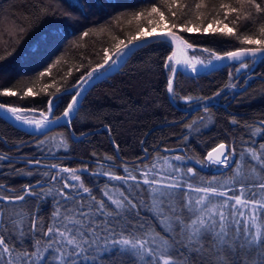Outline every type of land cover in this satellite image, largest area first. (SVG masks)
Masks as SVG:
<instances>
[{
  "label": "trees",
  "instance_id": "1",
  "mask_svg": "<svg viewBox=\"0 0 264 264\" xmlns=\"http://www.w3.org/2000/svg\"><path fill=\"white\" fill-rule=\"evenodd\" d=\"M221 3L241 7L238 0H177L172 4V10L177 11L178 19L173 20L167 19L169 13L164 0H0V57H4L0 59V92L7 88L16 93L0 96V102L12 107L34 108L38 110L35 115H39L41 110L47 112V99L59 87L63 98L56 100L51 112L52 117H56L78 89L71 86L87 71L103 63L105 49L115 58L116 43L121 40L126 43L139 28L152 31L155 23L149 25L148 19L158 17H148L146 10L153 4L165 11V23L169 28L173 23L179 26L188 20L191 21L188 27L203 29L216 16ZM197 4H201L199 9ZM137 12L144 15L135 18ZM216 18L235 27L238 35L253 34L260 22L257 18L256 23L241 20L233 25L229 23L235 18L233 14H229L228 19L223 15ZM160 30L166 29H156ZM172 31L197 46L184 50L185 54L205 62L211 56L202 51L204 48L220 54L251 46L240 43L236 36L187 33L179 27ZM84 32L89 35L83 36ZM170 55L172 48L166 40L151 41L138 48L114 74L94 84L83 95L77 111L69 118L72 121L69 126L59 125L43 133L28 134L0 117V156L9 157L0 160V185L19 193L25 185L44 179L39 174L25 173L50 171L55 174V170L44 167L46 165L81 168L86 162L89 171H95L93 152L98 157L112 156L115 174H123L125 163H140L142 171L144 164L151 165L160 156L181 155L183 160L173 162L184 172L192 168L194 175L188 174L184 178L200 186H206L207 181H212L213 185L224 183L233 177L235 162L242 163L245 175L251 172L255 162L248 159L245 150L258 148L264 143V136H250L246 125L264 120V62L258 59L253 63L252 59L246 58L243 63L251 67L239 73L236 72L239 61L198 76L178 71L174 76L177 97L200 98L185 103L179 98L173 100L166 91L167 77L171 73L165 69L164 62ZM48 65H52L51 69L41 77L39 73ZM44 85H49L47 92L42 91ZM28 88L36 95L21 99ZM64 88H68V92H63ZM216 93L220 95L214 96ZM201 117L204 118L202 121ZM193 122V128H186ZM62 137L67 138L69 148L57 151L53 144ZM42 140L46 143L37 147V142ZM113 140L119 145L118 154ZM223 142L235 148L233 162L228 167L207 162V151ZM180 146L181 150L177 151ZM49 148H53L54 156L48 154ZM166 148L173 151L164 152ZM142 157L147 158L141 161L139 158ZM31 158L41 160L42 166L37 169L34 164H28L26 161ZM110 167L105 164V169ZM256 168L259 172L258 165ZM260 174L264 175V172ZM82 181L85 186L98 189L107 179L84 173ZM108 186L127 187L119 181L108 182ZM48 187L49 184H45L44 190ZM228 187L235 189L238 185L229 184ZM95 194L100 195L99 192ZM37 205L38 201L29 197L26 204L15 208L17 212L25 213L27 221V214L35 212ZM53 207L50 202L39 205V217L45 223L49 221ZM141 215L155 223L147 211H142Z\"/></svg>",
  "mask_w": 264,
  "mask_h": 264
},
{
  "label": "snow or ice",
  "instance_id": "2",
  "mask_svg": "<svg viewBox=\"0 0 264 264\" xmlns=\"http://www.w3.org/2000/svg\"><path fill=\"white\" fill-rule=\"evenodd\" d=\"M176 2L177 0H171V3L164 0L169 13L167 19H178L177 11L172 10V4ZM238 2L241 7L221 3L216 16L203 29L188 27L191 23L188 20L179 26L173 23L169 28L165 23V11L153 4L146 10L148 17H158L155 20L148 19L149 25L155 23L152 31L139 28L126 43L123 40L116 43L115 58L105 49L103 63L87 71L71 87L75 89L87 85L98 74H102L106 66L111 68L117 65L131 48L146 43L148 39L179 44L182 51L197 48L178 36L172 28L179 27L187 33L236 36L240 43L251 45L226 51L223 55L204 48L202 51L209 52L211 56L207 62L193 56L173 63L175 51L167 57L164 67L171 73L166 81L169 96L173 100L182 99L185 103L200 99L193 96L177 97L174 93V76L179 71L177 65L199 73L201 68L212 70L213 61L227 59L240 62V67L236 68L239 73L251 67L243 63L246 58L252 59L253 63L258 59L264 62V0ZM200 7L201 4L196 5L197 9ZM229 14L235 17L229 20L233 25L241 20L256 23L259 18L258 29L253 34L238 35L235 27H229L228 23L216 18L223 15L228 19ZM143 15V12H137L134 17L140 18ZM181 15L185 13L181 12ZM214 24L218 26L213 27ZM157 28H164L166 31L157 33ZM88 35V32L83 33V36ZM51 67L52 65H48L39 75L45 76ZM48 88L49 85H44L42 91L47 92ZM63 92H68V88H64ZM14 95L16 93L7 88L0 92V96ZM35 95L28 88L21 99ZM81 95L82 91H76L62 116L53 119L49 118V114L56 100L63 98L59 87L47 99V112L39 111L40 119L29 118V113L33 116L37 113L38 110L34 108L10 107L0 102V109L9 113L17 122L34 126L39 131L57 124L61 119L70 125L72 121L69 118L77 111ZM218 95L220 93L214 94ZM204 112H208L207 107ZM203 119L200 118L201 121ZM194 123L186 125V128H193ZM232 123L235 124L236 121L233 120ZM246 128L249 129L250 136H264V120L246 125ZM108 131L111 132L110 126ZM52 139L55 141V138ZM45 143L46 140L38 141L37 147ZM112 144L118 154L119 145L115 140ZM53 148L57 151L61 148L67 150V138L55 141ZM53 148H49V155H55ZM143 151L147 153V149ZM172 151L173 149H164V152ZM245 151L248 159L255 162L251 172L245 175L242 163L235 162L233 177L215 185L212 181H207L206 186H194L189 179L184 178L188 174L194 175V170L187 168L184 172L173 163L183 160L181 155L160 156L151 165L144 164L142 171L140 163H125L123 174H115L112 170L115 167L114 158L107 155L98 157L93 152L94 163L97 165L95 171H89L85 162L81 168L60 167L55 164L44 166L55 170V174L50 171L25 173L39 174L44 179L25 185L19 193L0 185V264H103L105 260L108 264H264V175L260 174L264 172V143H260L258 148L250 147ZM235 155L234 147L220 143L207 153V159L228 167ZM146 158L139 159L143 161ZM7 159L9 157L0 156V160ZM26 162L34 164L37 169L42 166L39 159L31 158ZM105 164L112 167L105 169ZM84 173L91 177L104 176L107 182L98 189L85 186L82 181ZM111 181H119L122 186L127 187L109 188L108 182ZM45 184H49L46 191ZM229 184L238 187L230 189ZM4 191L8 194L4 195ZM96 192L100 195L97 196ZM29 197L37 200L38 205L35 212L27 214L26 221L25 213L17 212L15 206L26 204ZM49 202L54 207L49 221L45 223L39 217V205ZM142 211H147L155 223H150L149 219L143 217Z\"/></svg>",
  "mask_w": 264,
  "mask_h": 264
},
{
  "label": "water",
  "instance_id": "3",
  "mask_svg": "<svg viewBox=\"0 0 264 264\" xmlns=\"http://www.w3.org/2000/svg\"><path fill=\"white\" fill-rule=\"evenodd\" d=\"M161 31H166V30H160V31H157V33L161 32ZM155 40H158V39H148L146 43H143V44H139L138 46L136 47H133L129 50L128 52V55L125 56L123 59H121L117 65L111 67V68H107L106 66V70H104L102 72V74H98L94 79L91 80L90 83H88L87 85H81L78 87V89L76 91H82V95L79 97V102L81 100V98L83 97V95L96 83H98L99 81L103 80L104 78L108 77V76H111L112 74H114L123 64L124 62L129 58V56L134 52L136 51L138 48L142 47L143 45L151 42V41H155ZM167 41V40H166ZM169 42V41H168ZM170 43V42H169ZM171 45V48H172V53L173 51H175L176 55L173 59V63H175L176 61H180L182 60V50H181V47L179 44H172L170 43ZM236 50V49H235ZM235 50H232V51H235ZM221 55H223V53H220ZM229 62H232V61H229L227 59L225 60H222V61H213V65H212V70H206V69H203L201 68V70L199 71V73H193L191 72L190 70H188L185 66H182V65H177V67L179 68V71L185 75H191V76H198V75H203V74H207L211 71H215L217 69H219L220 67L228 64ZM200 67V66H198ZM76 93V92H75ZM75 93L73 95H75ZM69 102H71V99L69 100ZM68 102V103H69ZM10 106V105H9ZM67 106V105H66ZM12 107V106H10ZM63 113V111H62ZM62 113L56 117H59V116H62ZM0 117L3 118L5 121H7L9 124H11L12 126H14L15 128L19 129V130H22L28 134H39V133H43L45 131H48L56 126H59V125H66V126H69L68 124H66V121L64 119H61L58 121L57 124L55 125H49L48 127L42 129V130H39L37 131L35 129L34 126H29V125H26V124H23L22 122H17L9 113H7L5 110L3 109H0ZM49 118L50 119H53L55 117H52V113L49 114ZM216 147V146H215ZM214 148V147H213ZM211 151V149L209 150ZM208 151V152H209ZM207 152V153H208ZM206 159H207V154H206ZM208 160V159H207Z\"/></svg>",
  "mask_w": 264,
  "mask_h": 264
},
{
  "label": "rangeland",
  "instance_id": "4",
  "mask_svg": "<svg viewBox=\"0 0 264 264\" xmlns=\"http://www.w3.org/2000/svg\"><path fill=\"white\" fill-rule=\"evenodd\" d=\"M194 56V55H193ZM193 56H188L187 54H185V51H182V60L185 58V57H193ZM197 59H199L197 56H195ZM201 60V59H200ZM199 66V65H198ZM29 118H35V119H40L41 117L39 115H35V116H29ZM174 163V162H173ZM175 164V163H174ZM176 165V164H175ZM222 166V165H220ZM162 174V173H161ZM164 175V174H162ZM194 186H200V185H194Z\"/></svg>",
  "mask_w": 264,
  "mask_h": 264
},
{
  "label": "bare ground",
  "instance_id": "5",
  "mask_svg": "<svg viewBox=\"0 0 264 264\" xmlns=\"http://www.w3.org/2000/svg\"><path fill=\"white\" fill-rule=\"evenodd\" d=\"M199 107H200V106H197V108H199ZM223 143H224V142H223ZM225 144H226V143H225ZM226 145H227V144H226ZM216 146H217V145H216ZM211 149H212V148H211ZM176 150H177V151H180V150H181V146H180V148H177ZM208 151H209V150H208ZM208 151H207V152H208ZM206 154H207V153H206ZM205 159H206V156H205ZM206 161H207V162H210V161L207 160V159H206Z\"/></svg>",
  "mask_w": 264,
  "mask_h": 264
}]
</instances>
